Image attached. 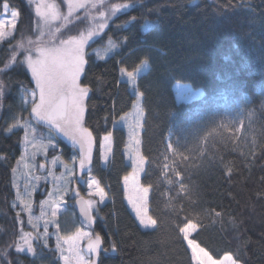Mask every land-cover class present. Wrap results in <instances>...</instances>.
<instances>
[{
    "label": "trees",
    "instance_id": "16d2710c",
    "mask_svg": "<svg viewBox=\"0 0 264 264\" xmlns=\"http://www.w3.org/2000/svg\"><path fill=\"white\" fill-rule=\"evenodd\" d=\"M129 1L134 5L114 16L87 46L89 63L80 81L90 89L84 125L96 143L90 173L109 196L92 230L101 237L97 264H194L181 232L188 222L197 225L191 239L212 258L230 254L239 264H264V0ZM4 3L18 10L19 22L0 42V264L5 250L12 264H62L52 238L47 248L37 244L33 255L14 246L20 216L13 205L12 170L22 153L24 129H6L28 114L23 97L35 85L22 61L38 23L32 1L0 0V13ZM109 42L117 50L98 58L92 49ZM144 63L147 69L135 86L144 112L141 183L150 188L149 214L156 223L151 229L137 222L125 201L123 178L132 166L126 130L115 124L137 97L121 69L132 72ZM176 82L202 88L206 96L226 90L244 102L241 132L225 126L211 132L202 152L183 161L185 195L171 202L162 179L166 138L181 136L195 104L177 102ZM108 133L113 147L105 168L99 155Z\"/></svg>",
    "mask_w": 264,
    "mask_h": 264
},
{
    "label": "rangeland",
    "instance_id": "374dc122",
    "mask_svg": "<svg viewBox=\"0 0 264 264\" xmlns=\"http://www.w3.org/2000/svg\"><path fill=\"white\" fill-rule=\"evenodd\" d=\"M30 1L33 2L36 13L38 7L43 11L45 5H54L62 18L53 21L50 25L42 29L43 19L37 13L38 35L30 39L29 46H25L27 50L25 56L28 54V50L33 48L39 40L49 39L57 28L60 29V32L55 33V35L61 39L79 35L81 32L87 34L89 30L95 31L96 35L89 41L90 43L108 26L114 16L134 5L133 1L129 0H87V6L85 8L78 9L71 16H68V0H63L64 6L58 4L55 0ZM114 5L126 6L119 7L113 11ZM13 11L17 12L15 19L11 16V12ZM101 12L105 14V17L100 16ZM63 17H67V19H63ZM18 22V10L10 6L5 10L3 7L0 13V32L5 33V35L3 38H0V42L11 37L15 33ZM101 23L106 24L103 30L99 28V24ZM74 30V34L68 35L69 31L71 32ZM22 46L24 45L20 44L19 47L21 48ZM116 50L117 47L112 42H109L104 47L92 49V51L97 54L98 58L101 59L108 57ZM147 66L148 64L144 63L137 70L132 71L136 78L141 72L147 69ZM127 72L129 71L124 70L121 72V78L131 84V89L136 93L137 97L132 109L121 116L115 123L126 130L127 142L125 153L127 160L132 166V170L123 178V188L127 206L135 216L137 222L143 228L151 229L155 227L156 223L149 214L148 199L150 188L141 183V177L146 170V159L141 152V131L144 112L141 104V94L137 91L135 86L136 79L130 81L126 76ZM174 90L177 102H195V104L189 111L187 123L182 128L181 136L174 138L170 133L166 138V152L163 160L162 179L169 188V199L171 202L185 195L183 174L181 172V168L184 165L183 161L192 157L194 158L202 152L209 134L221 126L227 128L231 127L233 128L232 132L237 134L241 132L243 125L242 107L244 102V98H236L226 90H222L214 96H206L202 88H196L187 82H176L174 84ZM30 99L31 92L29 96L23 97V108L28 111V114L26 117H19V119L21 121H28L30 128L35 127L37 129V134L35 139H33L31 132L29 133L30 143H25L23 139L22 153L17 161L15 166L16 171L13 173L12 177V184L15 191L13 205L20 216L19 237L22 231L33 233L34 235L36 232L43 234L45 221H49L47 225L49 232L48 243L50 238H52L56 247V236L59 235L63 238L61 241L63 256H67L68 260L65 261L60 251L57 250L61 263L77 264L75 256L69 251L70 242L77 235L78 230L90 232L93 239H95L96 234L80 224L74 207L75 199L83 195L87 200H94L95 204L92 208V212L93 216L96 218L99 213V206L109 200L108 191L100 184L106 193L103 201L100 200L99 196L92 194L95 189H89L88 180L92 178L98 179L87 169H84L83 174H81L78 150L74 147L72 149H67L65 144L60 141L57 134L56 143L58 147L56 149L48 148L46 151L40 149L39 145L42 142H46L44 138L49 135V130L46 125H41L32 115V105L28 102ZM129 125L132 127H129ZM83 126L87 128L85 125ZM23 129L25 134V128L23 127ZM133 129L135 130V135L138 140L135 145V152L131 154L128 151V145L129 135L132 133ZM102 141L103 138L101 143ZM33 145H35V147ZM112 147L113 141L111 139V151L108 152L107 159L105 160L103 149L100 144V163L105 168H109L111 165ZM68 150H70L71 153H69ZM21 156L24 157L23 160H21ZM57 157L59 159L53 164V159ZM42 163L46 164L45 171H40L39 169ZM69 169L71 170V174H69ZM37 177H39V179H37ZM18 191L21 194L20 199L17 198ZM171 191H174V196L171 195ZM77 192L79 196L76 195ZM49 193H54V195L50 197ZM21 200L30 204V212L25 209ZM42 201H49V203L42 206ZM54 206L58 209L57 215L54 218L55 223L52 222L53 218L51 217L52 208ZM30 215L33 219V223L37 224V228L35 229L32 227V224L28 222ZM56 225H59V228H57ZM196 227V223L188 222L181 228L182 235L190 250L194 264H239L230 254L224 255L221 259L212 258L203 248L191 239V234ZM78 243L81 255L89 259L92 264H97L99 253L98 255L87 253V240L81 239ZM37 244L43 245L40 241L33 240V246L36 247ZM24 252L28 253L26 249Z\"/></svg>",
    "mask_w": 264,
    "mask_h": 264
},
{
    "label": "snow or ice",
    "instance_id": "6c2138e0",
    "mask_svg": "<svg viewBox=\"0 0 264 264\" xmlns=\"http://www.w3.org/2000/svg\"><path fill=\"white\" fill-rule=\"evenodd\" d=\"M87 6V0H68V16H71L78 9L85 8ZM126 5H114L113 11L119 7ZM4 9L7 10L9 5L5 3ZM37 13L43 19V27H47L53 21L61 19V14L55 9L54 5H45L42 11L40 7L37 8ZM13 19L16 18L17 12H11ZM101 17H105L103 12L100 13ZM67 19V17H63ZM106 19V18H105ZM106 24H99V28L103 30ZM60 32V29H55V33ZM53 33L47 40H39L38 43L28 50V54L24 57L22 63L27 65V70L30 71L32 80L35 87L31 90V99L28 101L31 103V113L35 119L41 124L46 125L49 130L47 135L39 147L41 150L46 151L48 148L56 149L58 144L56 143V134H63L72 141V145L76 146L79 153V167L81 174L85 168H87L92 161L93 153V136L92 133L85 128L84 125V113L86 110L85 101L89 97L90 89L87 86H81V79L86 77V66L89 63V58L86 53V46H89V41L96 35L95 31L89 30L87 34L81 32L79 35L69 36L66 39H61ZM43 34V31H42ZM5 33L0 32V38H3ZM124 70L121 69V72ZM127 78L135 80L136 76L133 72L126 73ZM25 91H28L25 89ZM4 95V89L0 87V100ZM123 119V118H122ZM24 127V142L30 143L29 133L31 132L33 139L37 134V129L31 127L28 121H21L17 119L16 122L9 126L6 131L11 132L13 128ZM129 127H132L129 125ZM111 133L103 137L101 148L103 149L104 159H107L108 152L111 151ZM138 138L135 135V130L129 135L128 151L132 154L135 152V145ZM35 147V145H33ZM24 157L21 156V160ZM57 158H54L52 163L55 164ZM41 167L44 165L41 164ZM27 167V165H26ZM67 168V166L65 165ZM13 173L16 169L14 168ZM69 174L71 170L69 169ZM51 174V173H49ZM39 179V177H37ZM126 179V178H125ZM15 186V185H14ZM89 189H95L93 195L99 196L103 201L105 198L104 188L100 186V182L94 178L88 180ZM54 193H49L51 197ZM79 196V193H76ZM17 198H21L19 191L17 192ZM25 209L31 211V206L28 202L21 200ZM49 203V201H42V206ZM80 211L84 217L88 220L89 224L94 222L92 216V208L95 204L94 200H85L80 197ZM57 207L52 208L51 217L52 222L55 223L54 218L57 215ZM29 224L32 227L37 228V224L33 223L31 215L29 216ZM48 223L45 221V227L43 234L36 232L33 233L23 232L21 233L19 240L16 242L15 249L17 252H24L25 249L30 254H35L36 249L33 246V240L40 241L44 248L48 247ZM59 228V225H56ZM62 237L56 236V249L60 251L63 256ZM84 239L87 240L86 250L87 253L98 255L101 237L99 234L95 235L93 239L90 232L77 231V235L70 242L69 251L73 253L76 258L77 264H92L89 259H86L84 255H81L80 246L78 241ZM68 242V241H65ZM8 247H12L9 245ZM5 261L4 264H12L7 260V251L4 252ZM65 261L68 260L67 256H63Z\"/></svg>",
    "mask_w": 264,
    "mask_h": 264
},
{
    "label": "water",
    "instance_id": "95a60500",
    "mask_svg": "<svg viewBox=\"0 0 264 264\" xmlns=\"http://www.w3.org/2000/svg\"><path fill=\"white\" fill-rule=\"evenodd\" d=\"M42 164L44 166L43 167L40 166L39 169H40V171H45L46 170V164L45 163H42ZM80 197H83L85 200H87L86 197L83 195H81L75 199L74 207L76 210L77 218L83 227L88 228L90 230H93L95 221L92 224H89L88 220L84 217L83 213L80 211V203H79ZM92 216H93V212H92Z\"/></svg>",
    "mask_w": 264,
    "mask_h": 264
},
{
    "label": "flooded vegetation",
    "instance_id": "af4514ba",
    "mask_svg": "<svg viewBox=\"0 0 264 264\" xmlns=\"http://www.w3.org/2000/svg\"><path fill=\"white\" fill-rule=\"evenodd\" d=\"M57 135H58V137L60 138V141H61L63 144H65V147H67V149H68V148H69V149H72L73 147H74L75 149H77L76 146H70V145H72V141L69 139V137H67V136H65V135H63V134H57ZM92 136H93V135H92ZM93 140H94V137H93ZM68 151H69V153H71L70 150H68ZM95 153H96V143H95V140H94L91 165H89L87 168H85V169H87V170H89V171L91 170V168H92V166H93V164H94ZM93 217H94V216H93ZM94 221H95V217H94Z\"/></svg>",
    "mask_w": 264,
    "mask_h": 264
}]
</instances>
